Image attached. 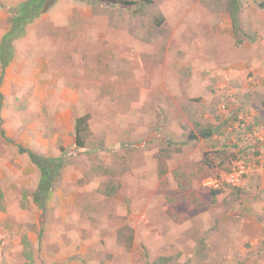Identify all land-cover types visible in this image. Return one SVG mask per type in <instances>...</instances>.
I'll return each mask as SVG.
<instances>
[{
  "label": "rangeland",
  "instance_id": "obj_1",
  "mask_svg": "<svg viewBox=\"0 0 264 264\" xmlns=\"http://www.w3.org/2000/svg\"><path fill=\"white\" fill-rule=\"evenodd\" d=\"M130 1L73 0L94 17L86 37L79 8L56 29L49 10L31 23L46 47L27 56L23 38L13 44L1 86L0 264H242L233 230L252 207L242 185L259 172L238 187L207 183L236 163L264 166V152H247L248 121L264 124V0H241L237 34L228 0ZM12 3L0 1V41ZM20 146L63 159L43 211L40 171Z\"/></svg>",
  "mask_w": 264,
  "mask_h": 264
},
{
  "label": "trees",
  "instance_id": "obj_2",
  "mask_svg": "<svg viewBox=\"0 0 264 264\" xmlns=\"http://www.w3.org/2000/svg\"><path fill=\"white\" fill-rule=\"evenodd\" d=\"M89 2L107 3L111 5H121L124 7L131 6L135 3L130 0H88ZM229 7L228 12L230 13L231 23L233 26L234 33H240V13L242 8L241 0H228ZM55 2L51 0H26L20 3L16 9L11 11L12 17L10 18V29L5 33L0 41V67H1V78H0V111L2 109L3 93L1 91L2 80L5 75L6 69L9 67L14 58V42L22 39L26 35V29L35 19L47 12ZM258 7L264 11V1L258 2ZM243 41V40H242ZM89 117L84 116L77 120L76 123V146L78 148H84L87 140V134H89ZM211 136L209 131L201 133L199 136L191 135L193 140H204ZM22 153H27L30 160L34 163L40 171L41 178L37 191L34 193V202L43 211L47 207V201L51 193L53 192V185L57 181L61 170L64 166L63 159L61 157H48L39 155L30 148L19 147ZM219 190H212V195L219 194ZM3 196L0 193V211H3L2 206ZM186 202L189 199L185 200ZM193 208L195 204L190 203ZM185 221L189 219L188 211L184 212ZM165 258L154 264H164Z\"/></svg>",
  "mask_w": 264,
  "mask_h": 264
},
{
  "label": "crops",
  "instance_id": "obj_3",
  "mask_svg": "<svg viewBox=\"0 0 264 264\" xmlns=\"http://www.w3.org/2000/svg\"><path fill=\"white\" fill-rule=\"evenodd\" d=\"M3 1L6 2L7 0ZM24 1L25 0H14V3H12V5H19ZM71 1L73 0H68V2L66 0H63L60 2L61 4L59 3V5L56 4L54 7L52 6L49 9L50 12L48 13V16L44 20L48 19L50 21L48 23L52 25L54 29L63 26H71L74 23L73 21L69 20V14L68 16L64 14V10L79 8L82 19L87 22V25L85 26L86 28L82 30L81 28H79L81 30V32L79 33V38L81 36L86 37V29H90V25L94 23V17L85 5L83 7L78 6L76 2L74 3ZM0 13H3V11L0 10ZM3 18L6 19L7 17L4 16ZM31 26L32 24H29L27 26L26 35L23 37V40H25V43L28 46L26 47L27 56L29 54L31 55L33 50L39 51V49L46 47L49 40V34H45L42 31V27L40 28L41 30H38V28H36V33L32 35ZM9 29H7V31ZM14 44H16L17 46V40ZM30 63L32 64L33 60H31ZM252 120L254 119H250L248 121V124L249 126L253 125L251 128H253L255 131L253 132V134H251L250 137H248V139L250 140L249 145L251 146V148L248 149L247 152L250 150H257V152L258 150H261V152H264V124L259 125L257 124L258 121L254 122ZM256 120H258V118ZM242 186L244 189L251 192L252 198L249 199V202L252 207L249 208V210L251 209L250 211L248 209H244L242 211L245 214L243 221H241V223L237 225L233 230V232H235L237 236L243 239V242H241L240 246L238 247V253L242 256V264H264V257L260 254L259 249L260 240L264 239V172L259 171L258 175L245 182ZM243 201L244 199L241 200L240 206L244 205ZM245 243L250 245V247H246Z\"/></svg>",
  "mask_w": 264,
  "mask_h": 264
},
{
  "label": "built area",
  "instance_id": "obj_4",
  "mask_svg": "<svg viewBox=\"0 0 264 264\" xmlns=\"http://www.w3.org/2000/svg\"><path fill=\"white\" fill-rule=\"evenodd\" d=\"M260 158L264 159L263 156ZM259 171L264 172V166L260 163H236L230 171L222 174L221 177L210 179L207 185L215 189H219L225 185L238 187L242 185L247 178Z\"/></svg>",
  "mask_w": 264,
  "mask_h": 264
}]
</instances>
